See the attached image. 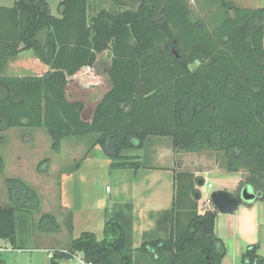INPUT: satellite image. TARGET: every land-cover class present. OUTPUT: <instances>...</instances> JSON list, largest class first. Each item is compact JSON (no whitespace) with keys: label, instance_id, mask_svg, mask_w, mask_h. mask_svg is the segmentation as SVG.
I'll use <instances>...</instances> for the list:
<instances>
[{"label":"trees","instance_id":"1","mask_svg":"<svg viewBox=\"0 0 264 264\" xmlns=\"http://www.w3.org/2000/svg\"><path fill=\"white\" fill-rule=\"evenodd\" d=\"M218 1L214 27L194 18L187 0H110L111 8L104 0H61L59 15L49 0L0 5V132L44 128L55 152L65 138L96 134L94 147L115 169L141 167L124 150L169 137L177 153L221 152L227 172H248L239 188L253 186L264 201V7ZM23 50L50 68L8 75L9 62ZM97 72L109 85L89 120L90 89L102 83ZM76 85L87 87L82 99L72 97ZM4 180L9 203L0 205V246L4 240L17 248L33 233L29 226L36 239L61 230L55 214H40L39 194L26 180ZM204 183L193 172H178L173 207L151 212L155 228L144 232L139 247L133 246V204L125 203L106 209L102 239L83 231L50 248L52 264L78 253L94 264H136L138 254L150 264H264L258 243L229 254L215 231L219 210L211 202L199 212Z\"/></svg>","mask_w":264,"mask_h":264},{"label":"rangeland","instance_id":"2","mask_svg":"<svg viewBox=\"0 0 264 264\" xmlns=\"http://www.w3.org/2000/svg\"><path fill=\"white\" fill-rule=\"evenodd\" d=\"M187 1L189 2L195 19L200 18L204 20L210 27H214L220 21L222 12L219 8L218 0ZM231 1L242 7H264V0ZM59 2L60 0H49L50 9L54 14H57ZM103 6L111 8L110 0L103 2ZM32 61L41 64V66L42 64L46 66L36 55H33ZM90 108L91 107L88 106L84 113V115H87V118L91 115L89 113ZM32 130L34 132L36 129L32 128ZM47 139L51 142L49 136ZM78 139V137H69L62 141L61 150L59 154L56 153V155H54V158L60 160L63 169H60V172L57 170L59 173L52 177L46 176L43 173H38L42 170L39 171L36 167L34 168L35 162L39 157L52 156L51 150L46 149L47 140L39 135L31 143V148L28 147L30 150V157L27 158L23 164H30L29 168L31 171L28 183L36 189L39 194L41 200L40 214L44 212L54 213L57 211L59 216H56L62 226V230L45 237L41 235L39 239H36L35 236L39 235L36 228L32 229L29 226V231H33L32 234H34V237H32V234L30 236L26 235L23 242L18 244L19 248H13L8 241H2L1 244L6 246V248L0 250V254L5 264H52L49 256L50 244L48 242L52 240L61 245V247H64V245H68L73 238L80 236L83 231H94L98 238L102 239L107 218L105 208L108 207L107 204L110 199H113V197L117 198L119 188L122 185L123 190L120 197L124 196L127 201H131L130 199L135 196V185L137 182L130 184L132 180L128 179L127 172L122 169H114L112 167L113 160L104 155L99 145L92 147L96 140V134L81 138L82 142H84L82 145L79 144ZM10 146L11 143L10 145L5 144L2 147L6 155H8ZM146 148L149 150L150 147L147 146ZM177 162L181 170L193 172L195 175V172L201 170L227 172L223 154L213 149H208L203 153H178ZM20 167L23 168V165H20ZM238 173L242 175L244 180L248 176V172L245 169ZM20 175L22 174L15 162L8 161L4 173H0V192H2L3 195L5 194L3 199L0 200V205L9 203L4 180L5 177H20ZM155 176H158L156 175V171L150 173L147 171L143 172L142 175L139 176L138 182L139 184H144L149 180L147 184L150 187L154 186V192L159 189L160 196L164 197L167 193L164 181L167 180V178L162 175V179L157 184L155 183ZM221 185V182L215 178L212 181V187L207 186V189L212 193L221 187ZM234 189L235 188H233L231 192L239 196L243 188ZM249 190L259 193L253 186L249 187ZM138 200L139 199H135L137 202ZM155 200L153 191L149 189L141 198L139 207L144 205L143 210L146 207H159V203ZM109 206L111 207L107 208V211L112 213L115 209L117 211L121 210L120 208L123 206V203H118L117 205L109 204ZM40 214L34 217V222H36ZM95 215L96 217L98 216V218L94 221H90ZM19 224L20 221L18 222V226ZM47 240L49 241L47 242ZM139 240L136 233H133L134 247L140 246L142 242L139 243ZM229 254L232 255V253ZM78 256H82L81 253H78L77 257ZM77 257L62 259L59 261V264H76L78 261ZM136 258V264H150L149 261H145L139 254Z\"/></svg>","mask_w":264,"mask_h":264},{"label":"crops","instance_id":"3","mask_svg":"<svg viewBox=\"0 0 264 264\" xmlns=\"http://www.w3.org/2000/svg\"><path fill=\"white\" fill-rule=\"evenodd\" d=\"M61 1V0H60ZM109 0H104V2ZM15 0H0V5L2 6H13ZM51 13H53L51 11ZM54 14V13H53ZM59 12L57 11V14ZM109 56L112 55L111 50H107L106 52ZM33 55L35 53L33 50H23L19 53V55L11 60L7 66V74L10 76H33V75H43L50 67L48 65L44 66V64H38L37 62L32 61ZM107 57V55H105ZM103 59L105 57H102ZM100 57V60L102 59ZM108 58V57H107ZM102 59V60H103ZM109 59V58H108ZM97 62L99 65L102 66ZM97 76L100 80H102L101 84H98L96 88L90 89V91H94L90 98L92 99V103L90 105L89 113L91 116L88 118L89 120L92 118L93 110L97 103L103 97V94L107 90V86L109 85V81L107 79L106 74H102L97 72ZM72 97L82 99L85 95L87 87H81L76 85L75 87H71ZM36 130L33 132L32 128L29 127H20V128H11L4 132H0V153L3 156L5 167L7 166L8 161H13L19 168L22 175L21 178L29 182V174L31 169L30 164H23L30 157L31 143L37 136H41L43 139L47 140V148L51 150L52 156H43L39 157V159L35 162L34 168L38 169L39 164L43 161H46L44 165L46 168H43L44 171L38 172L43 173L46 176H54L60 172V169H63V165L61 166L60 160L54 158V155L59 154V152H55L52 149V140L51 142L47 139L49 133L44 128H35ZM2 135V137H1ZM90 136V135H87ZM86 136V137H87ZM79 144L82 145L81 138L78 137ZM51 139V137H50ZM66 139V138H65ZM10 150L8 155L4 153L3 146L6 144L10 145ZM94 145H92L93 147ZM147 146H149V150H147ZM12 147V148H11ZM15 148V149H13ZM90 149V148H89ZM88 149V150H89ZM124 155L133 158L134 161L141 163V167L139 168H125L122 169L127 172L128 179H131L133 182H137L135 185V196H133L130 200L127 201L125 197H120L123 185L120 186L118 191L117 198L113 197L110 199L105 209L111 207L109 204H124V203H132L133 204V215H134V234L138 237L139 243L142 242V236L145 231L151 230L154 228L156 224V216H151V212L158 213L164 210H169L173 207L174 197H175V176L178 172L183 171L178 166L177 162V152H175L172 144V140L169 137H157L152 136L145 142V145L141 149H129L124 150ZM8 156V157H7ZM23 165V168L20 167ZM115 169V168H114ZM59 170V172L57 171ZM120 170V169H117ZM152 172L156 171L155 183H159L162 179V175L166 176L167 180L164 181V186L167 188V193L164 197L160 196V190L154 192V186L150 187L147 183L139 184L138 178L142 175L143 172ZM63 172V171H62ZM4 173V172H3ZM197 176L201 175L205 179L204 185L200 186V190L202 193V198L199 201V212L203 213L205 207H211V203L209 198L211 194L214 192H209L207 189L208 183L212 184V181L216 178L221 182V187L217 190H227L229 192L239 189V184L242 181V175L240 173H229V172H216V171H207L201 170L195 172ZM39 175V174H36ZM26 176V177H25ZM147 176V174H146ZM148 177V176H147ZM2 181V180H1ZM2 186V185H1ZM209 187V186H208ZM109 189V187H108ZM151 189L153 191V196L155 201L159 203V207H146L143 210L144 205H140L141 198L144 194ZM216 190V191H217ZM54 193V192H53ZM232 193V192H231ZM236 195L235 193H232ZM5 195V194H4ZM3 193L0 192V200L4 197ZM238 196V195H236ZM135 199H139L138 202ZM133 200V201H132ZM143 210V211H142ZM55 215L59 216L57 211L54 212ZM53 213V214H54ZM98 216H93L90 221H94ZM62 230V228H61ZM91 231V230H90ZM215 231L217 235L225 242L227 251L232 253L234 256H239L243 253L246 246L249 244L258 243L259 244V253L264 256V201H260L258 199L253 201H243L240 203L238 209L233 213H223L220 212L217 215L215 222ZM94 232V231H93ZM4 240H1V242ZM49 240H47L48 242ZM5 242V241H4ZM50 244L49 248L61 247L57 242L50 240L48 242ZM139 246V245H138ZM6 247V246H5Z\"/></svg>","mask_w":264,"mask_h":264},{"label":"water","instance_id":"4","mask_svg":"<svg viewBox=\"0 0 264 264\" xmlns=\"http://www.w3.org/2000/svg\"><path fill=\"white\" fill-rule=\"evenodd\" d=\"M259 197V193L249 190V187L242 189L241 194L236 196L227 190L214 191L210 201L216 209L223 213L235 212L243 201H253Z\"/></svg>","mask_w":264,"mask_h":264},{"label":"built area","instance_id":"5","mask_svg":"<svg viewBox=\"0 0 264 264\" xmlns=\"http://www.w3.org/2000/svg\"><path fill=\"white\" fill-rule=\"evenodd\" d=\"M208 186H209V187H212V184H211V183H208ZM209 201H210V198H209ZM210 203H211V201H210ZM5 248H6L5 246H0V250H3V249H5ZM81 255H82V254H81ZM49 256L51 257L52 254H49ZM76 257H77V255H76ZM77 258H78V261L76 262V264H94L93 262H88V261H86V260L83 258V255H82V256H78Z\"/></svg>","mask_w":264,"mask_h":264}]
</instances>
